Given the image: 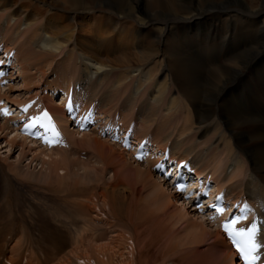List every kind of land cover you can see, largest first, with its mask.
<instances>
[{"label":"bare ground","instance_id":"1","mask_svg":"<svg viewBox=\"0 0 264 264\" xmlns=\"http://www.w3.org/2000/svg\"><path fill=\"white\" fill-rule=\"evenodd\" d=\"M18 1L0 0V44L7 52L14 51L7 68L8 84L21 78L23 90L28 89L33 81L31 75L38 74L42 81L47 74L45 68L58 65L65 52L68 62L72 53H77L80 66L76 80L82 82L81 88L96 83L102 86L111 73L121 69L126 73L118 71L117 87L130 78L143 79L144 86L152 87L149 102L164 109L162 119L153 128L156 134L167 128L179 108L191 124L181 134H189L193 119L200 138L208 137L212 126L221 132L222 139L227 134L230 150L240 157L230 178L226 177L227 165L211 152L212 148L198 154L195 146L190 144L184 150L185 144L179 143L177 147L187 154L173 153L170 159L177 164L189 163L196 179L202 177L215 193H224L231 206L248 202L263 219L260 241L264 244V0ZM85 16L93 17L94 26L83 24ZM84 27L93 35L86 34ZM109 30L123 39L118 47L124 50L104 59L99 55L114 48ZM129 45L135 49L133 52L127 51ZM12 87L0 89V100L4 98L14 112L20 105L39 98L67 145L90 147L89 133L73 130L74 125H70L64 100L48 108L36 92L34 96L28 93V99L23 101H12L6 94L19 91ZM95 109L102 121L103 115ZM154 113L150 108L147 118L137 121L144 133L139 140L133 138L135 145L146 139L143 136L155 124ZM16 122V117L0 120V141H4L0 150L13 153L18 149V162L28 153L33 160L49 162L59 147L41 148L37 140L19 133V128L14 127ZM214 143L220 146L221 139ZM118 148L123 157L127 152ZM160 148L151 145L152 156L165 151ZM98 149L97 146L95 150ZM130 155L133 159V152ZM58 159L50 161L51 172L66 165L64 156ZM156 161L133 160L136 183L149 191L146 198L140 199L136 186H125L113 173L106 184L95 179L91 189L98 190V196H79L77 191L76 196L52 199L44 204L47 214L20 213L15 208L9 217L0 211V264H190L180 263L179 258L186 254L181 249L184 247H203L208 264H240L218 227L207 223L191 202L172 190L170 181L153 171ZM76 184L72 186L74 190ZM192 184L194 188L198 186L194 180ZM181 233L186 234L181 235L182 240L178 238Z\"/></svg>","mask_w":264,"mask_h":264},{"label":"rangeland","instance_id":"2","mask_svg":"<svg viewBox=\"0 0 264 264\" xmlns=\"http://www.w3.org/2000/svg\"><path fill=\"white\" fill-rule=\"evenodd\" d=\"M16 2L19 1L13 0V3ZM38 6H41L40 3L38 4ZM97 15L100 14L95 13V16ZM85 18L86 19H84L83 21L84 22L83 24H85V26L86 25L94 26L95 21L91 19L93 17L90 18L89 16H85ZM108 28L109 27H107L106 25L103 27V29L105 30H107ZM84 30L86 34L90 33L89 34L90 36L93 35L90 29L87 30V28L85 29L84 27ZM157 31L160 32L159 29ZM109 32H111L110 34L112 35V40L110 44H112L114 48L108 49L107 54L106 52L102 54L100 52L99 53L101 54L99 55L100 58L105 59L107 56L110 57L112 55L119 54L124 50L118 47V43L123 42V39H121V37H119V35L116 32L114 31L112 32V30H109ZM134 50L135 49L131 47V45L128 46L127 51L133 52ZM72 55L70 57V61L68 62L67 60L69 56L68 53L65 52L63 56L64 58L58 61L59 63L58 65L57 64L55 65V63H53L51 69L48 70V68H45V70L47 69L46 70L47 74L42 81H39L38 74L31 75L32 72L30 71V75L32 76L33 81L31 86H29L28 89L26 90H23L24 81L21 78H18L13 82H10L9 84L7 83L3 88L0 87V89L3 90L7 88V85L9 86L11 85V87L13 86L12 88L14 90L19 89L18 93L16 91L11 94H6V97L8 96L9 100L12 101L13 100L23 101L24 99H28L27 96L28 93L29 96H34L37 92L39 93V96L44 99L43 105L45 107L49 108L50 106H52L54 108L56 104L63 102V98L61 97L60 92L62 90L69 91L70 88L73 87L74 88L73 96L81 103V105L85 109L89 108L90 106H94V108L95 107L98 108L99 112H101V116L103 115L102 117H104L101 123L104 124L107 122H115V123L117 122L121 124L123 129L125 130L132 129L133 138L134 139L135 137L137 138L135 140L141 139L143 135L142 133H144L143 132L144 129L136 125V123L139 120H145L151 108L155 111L154 114L156 116L155 117L156 122L152 128L148 129L150 130V132H148L147 130L149 134L143 136L146 137V140H148L151 143V145L158 148L161 147L160 149L165 148V150L169 151V155L173 153H176L178 155H182L183 153L187 154V152L184 150L188 149V146L190 144H191L190 146H195V150H197L198 154L208 153L212 148L213 151L211 152L215 154L218 157V159L223 164H225V166L227 165L226 169L228 171L226 170V177L230 178L232 176V172L236 169V167L234 168L232 167L236 162L237 157L238 158L240 157L238 156V154H235L234 151L230 150L229 144L227 143L228 142L227 134L224 135V138L222 139V136L220 137L221 132L218 131L217 128H214L212 126L206 134L208 137L200 138V136L197 134L198 126L194 119L193 121L191 120L192 121L191 122L192 130L190 131L191 133L189 132L187 136L181 134L182 130L183 129L185 130L186 128L188 130L191 124L190 122L189 123L186 122L185 113L181 111L182 108H179L177 116L172 119V121L169 123L166 129H162V133L157 132L158 134L157 135L154 129L157 126V122H159L160 119H162L161 115L164 113V109L161 108L163 106H161L158 109L157 107L153 106V103L149 102V94L151 92L152 87L151 88L150 86L147 87V85L144 86L145 83L144 80L139 79L137 77L135 79L130 78L122 86L117 87L115 85V81L117 79V76L119 75L118 71L120 73L122 72L121 75H124V73H126L125 70L121 69L111 73L109 75L108 82H105V84L102 86L101 84L96 83L95 85H91V86L86 85L85 88H81L80 84H82V82L76 80L77 77L79 76L78 74H79L80 60L76 58L77 56L76 52H73ZM72 58L73 60H71ZM63 69L64 70L69 69V70L64 71ZM80 76H82V74ZM94 79L95 78H93V80L91 81L95 82L96 80ZM53 93L56 94L55 97L53 96ZM0 95L3 96V92H1ZM3 100L6 101L4 98ZM89 102L91 103L94 102V103L89 106L88 104ZM188 108L191 109L189 106ZM246 110L250 111V109H246ZM192 113L193 112L191 110L190 116H192ZM98 116L97 118H99ZM70 122H71L70 125L73 126L74 121L70 120ZM73 130H76L75 126ZM85 132L89 133L88 140L91 142L89 144L90 147L88 145H85L87 147L85 146L73 147L67 145V148H58L57 151L52 152L53 154H55L53 155V158H51L49 162L45 160L44 164H43L44 160L40 158L38 159L36 158L33 160L32 159L33 155L29 153L25 154V158L22 161L18 162V154L20 152L18 149H16L15 152L13 153L12 152L8 153L6 149L0 150V201H1L0 211L1 213L4 216L8 215L10 217L11 215H14L13 213L16 212L15 211L16 208L20 213L24 211H28V213L34 211L35 213L44 212L47 214L48 208L45 207L44 204H46L47 201L50 202V200L52 199H66L69 198L70 196H76L77 191L79 193L78 194L79 196H84V195L85 196L89 195V197H92L93 195L98 196L97 195L99 194L97 193L98 190L96 191L91 189V187L95 186V179H97V181H101L102 184H106L107 182H109L113 173H117L118 175L117 179L121 180L125 186H130V187L136 186V189L140 192L139 194L140 199L146 198L149 194V191L143 188L142 186H140L138 183H136L137 178L136 176H134L133 173L134 170L136 169L133 165L134 159L131 158L130 152L124 153L123 154L124 159H120V157L122 156L118 148L119 147L118 145L116 146V144L110 141L109 144L106 143L108 142L106 141L107 138L105 139L101 138L99 135H97L96 131L92 132L88 129ZM150 133L152 134L151 136L152 138L149 137ZM180 136H181V140H180ZM207 139L209 140L208 142L209 144L204 143L205 140ZM216 139H221V144H219L220 146H214L216 145V143H214ZM93 140L95 141L97 140L96 142L100 141V144L98 143V145H95ZM135 140H133L134 143L136 142ZM158 141L160 144L158 143ZM194 142L197 143L195 144ZM201 142H203L204 144L202 145ZM110 143L114 144L115 147L111 146ZM179 143L185 144L184 145L185 147L182 148L184 149L183 151L177 147V144ZM3 144L4 141L1 140L0 148L3 147ZM102 144L104 145V147H102L103 146ZM97 146L99 148L98 152L97 150H95L97 149ZM204 149H208V150H204ZM62 156H64V159H66L67 162L66 165L65 166L60 165V167H58L56 172H51L50 171L51 169H49L50 161H53L56 158H59L58 160H60V157ZM121 164H123L124 168H121ZM59 168L62 171L59 170ZM155 177L157 178L158 176L156 175ZM101 178L103 181L101 180ZM74 184H76L75 186L77 187V190H74V188L72 187ZM2 201H4L5 203ZM3 203L4 205L2 206ZM213 225L215 226V224ZM176 227L177 226L173 227V230H176ZM181 235L184 237L186 234L184 235L181 233L180 236H178L180 240L183 239ZM194 248L195 249L192 250L186 247L181 248L184 249L186 254L185 257L183 255L182 257L179 258L180 263H183V261H185L190 264H193L194 261V264H208L207 262L208 253L204 252V248L203 247H197V248L194 247Z\"/></svg>","mask_w":264,"mask_h":264},{"label":"snow or ice","instance_id":"3","mask_svg":"<svg viewBox=\"0 0 264 264\" xmlns=\"http://www.w3.org/2000/svg\"><path fill=\"white\" fill-rule=\"evenodd\" d=\"M225 231L228 232L230 236H233L234 242H236L235 234L229 225H225ZM254 232H255V229H253V231L248 234L247 244L244 247L239 249L241 255L244 256L245 258L246 264H254L256 260V256L254 255V253L256 252L258 246L256 245L254 238H253ZM240 235L243 236L244 233L241 232Z\"/></svg>","mask_w":264,"mask_h":264}]
</instances>
